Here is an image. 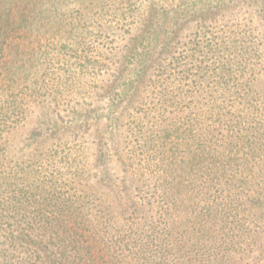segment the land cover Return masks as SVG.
Returning <instances> with one entry per match:
<instances>
[{
    "label": "trees",
    "instance_id": "obj_1",
    "mask_svg": "<svg viewBox=\"0 0 264 264\" xmlns=\"http://www.w3.org/2000/svg\"><path fill=\"white\" fill-rule=\"evenodd\" d=\"M173 1L102 105L120 6L0 0V264H264V0Z\"/></svg>",
    "mask_w": 264,
    "mask_h": 264
},
{
    "label": "rangeland",
    "instance_id": "obj_2",
    "mask_svg": "<svg viewBox=\"0 0 264 264\" xmlns=\"http://www.w3.org/2000/svg\"><path fill=\"white\" fill-rule=\"evenodd\" d=\"M130 1L131 0H108L110 4L113 2L115 3V5L120 6L119 12L124 11L125 13L123 14V18L120 20L121 24L118 26L119 28H115L116 33L107 30L106 33L108 37L104 41H102L100 45H97L95 42L93 43L95 46H99L102 48L110 46L111 51H113L114 53H118V56L114 59V62L110 64V68L99 73L97 85L101 87L102 96L100 97L99 101L102 105H106L109 98L108 94H106L108 85H112L114 82L119 83L121 81H124L131 66L126 63V60L124 58L125 55L129 53V51L133 49L134 46V39H132V36L134 35V14L131 13V11H133L134 9V6H130ZM133 1L135 2V0ZM132 16L133 18H131ZM129 29H131L132 35L131 33L126 32L129 31ZM193 29L194 24L189 23L186 27H184L182 36L186 37ZM103 89H106V93H103ZM82 91L84 95L86 93L85 89L82 88ZM36 110L38 116H35L26 130L35 127L37 119L42 115V113L45 112L44 109H41V107L39 106H36Z\"/></svg>",
    "mask_w": 264,
    "mask_h": 264
}]
</instances>
